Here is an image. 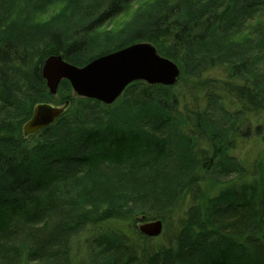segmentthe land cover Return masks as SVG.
<instances>
[{"label": "trees", "instance_id": "trees-1", "mask_svg": "<svg viewBox=\"0 0 264 264\" xmlns=\"http://www.w3.org/2000/svg\"><path fill=\"white\" fill-rule=\"evenodd\" d=\"M139 43L175 85L106 105L42 77ZM0 264H264V0H0Z\"/></svg>", "mask_w": 264, "mask_h": 264}, {"label": "water", "instance_id": "water-1", "mask_svg": "<svg viewBox=\"0 0 264 264\" xmlns=\"http://www.w3.org/2000/svg\"><path fill=\"white\" fill-rule=\"evenodd\" d=\"M180 76L179 67L160 56L148 43H139L99 57L84 67H76L61 55L49 57L42 68V77L51 94L56 95L63 80L70 82L74 94L106 105L114 104L127 87L137 81L150 85L173 86ZM50 104L36 106L31 120L24 127L29 136L52 125L68 108ZM140 231L158 237L163 232L161 221L144 224Z\"/></svg>", "mask_w": 264, "mask_h": 264}, {"label": "rangeland", "instance_id": "rangeland-1", "mask_svg": "<svg viewBox=\"0 0 264 264\" xmlns=\"http://www.w3.org/2000/svg\"><path fill=\"white\" fill-rule=\"evenodd\" d=\"M119 20H122V18L119 19ZM109 28H111V26H110ZM75 95H76V94H75ZM247 147H248L249 149L247 148V149L243 150V153H242V154L240 153L241 151H238V152L235 153V155H240V154H241V157H242V155H245V154L247 153L248 150L252 149V147H250V146H247ZM255 147H256V146H255Z\"/></svg>", "mask_w": 264, "mask_h": 264}]
</instances>
